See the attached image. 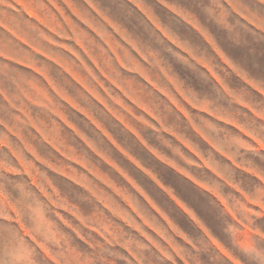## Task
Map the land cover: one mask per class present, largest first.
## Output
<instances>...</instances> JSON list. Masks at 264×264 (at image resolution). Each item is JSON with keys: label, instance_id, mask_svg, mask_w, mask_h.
I'll return each mask as SVG.
<instances>
[{"label": "clouds", "instance_id": "1", "mask_svg": "<svg viewBox=\"0 0 264 264\" xmlns=\"http://www.w3.org/2000/svg\"><path fill=\"white\" fill-rule=\"evenodd\" d=\"M25 3L43 22L0 0V264H264V0H139L159 28Z\"/></svg>", "mask_w": 264, "mask_h": 264}, {"label": "rangeland", "instance_id": "2", "mask_svg": "<svg viewBox=\"0 0 264 264\" xmlns=\"http://www.w3.org/2000/svg\"><path fill=\"white\" fill-rule=\"evenodd\" d=\"M15 2H16V4H17L20 8L23 9L24 12L27 13L28 16H30V17H35V18L37 19V21L43 22V21L41 20V18H40L39 16L36 15V13H35V11L33 10V8H32L31 6H29V4L25 3V0H15ZM65 2L68 3V0H65ZM132 2L136 3V6H137L138 8H140L142 11H145V13L149 16V19H152V20H153V23L156 24V27L159 28V24L156 23V21L151 17V15H150L149 13H147V10L143 8V6L139 3V0H132ZM160 2L163 3L164 0H160ZM166 6H167V5H166ZM69 7H71L70 4H69ZM173 10L175 11V9H173ZM72 11H73L74 14H75V9H72ZM18 14H19V13H18ZM181 14H182V13H181ZM184 18L186 19L187 22L193 24L194 27H198V26L195 24V21H194L193 19H191V18H189V17H186V16H185ZM13 19H14V18H13ZM66 22L69 23V25L71 26V22H70V21H67V20H66ZM115 30L121 35V37H122L123 39H125V40L129 43V45H130L131 47H133V48L135 49V44H134V42H132V41H130V40H127V37H126L122 32H120L119 29H115ZM165 35H167V33H165ZM73 36H74V39H75V42H76L77 46H78V47H79V48L85 53V55L88 57L89 61H91V63L97 68V70L101 72V75H105L104 72H103V70L99 68V65H98V63H97V61H96V58H95L94 56H92V54L88 51L87 48H85V46H84V44H83V42H82L80 36L76 34L75 29H73ZM169 39H172V38L169 37ZM172 42L175 43V44H177V46L183 47L182 45H179L178 41H176V40H172ZM105 43L107 44V46L109 47V49L112 51L113 55L116 56L117 61L119 62V56L117 55V53H116V49H115V47L113 46L112 42L106 39V40H105ZM185 50H186V49H185ZM137 54L141 56V59H143V60H145V62H147V57L143 56V54L140 53L138 49H137ZM153 59H155V57H153ZM157 63H159V62H157ZM121 66H122V67H126V66H124L123 64H121ZM205 66L207 67V65H205ZM65 70H66L67 72H69V74L73 77V79H75V80H76L77 82H79V83H82V81H80V78H79L75 73H72V72H71V69H70V68H68L67 66H65ZM129 70H130V71H133V72H135V73H137V74H139V75H140L142 78H144L147 82L151 83L150 77H149L148 74L145 72V70H144L143 68H141V67H140L138 64H136L135 62H133V64H132V68L129 69ZM177 70H178V72H180V73H183V72H184V69H183L182 66H177ZM209 70L211 71L210 68H209ZM161 72L165 75L166 79H168L169 83L173 86V88H175V89L179 92V91H180V86H179V84L177 83V81H176L174 78L168 76V75H167V72H166L163 68H161ZM105 78L107 79L106 76H105ZM110 83H113V84L115 85V82H114V81H110ZM115 86H116L117 88H119V85H115ZM152 86H153L154 88H156L158 91H161L162 93H164V90H163V89H160V88L158 87V85H154V84H153ZM101 87H103V85H101ZM129 87H131V84H130V83H129ZM119 90H120L121 92H123V89H119ZM165 94H166V93H165ZM124 95L127 96V93H124ZM97 99H99V98L97 97ZM128 99H129L132 103H137V101H136L135 99H133L132 97H128ZM101 102H102V101H101ZM172 102L175 103L174 100H173ZM116 103L119 104V101H116ZM137 106L140 107L142 110H145V109H144V106H143L142 104H138V103H137ZM113 115H116V114L113 113ZM117 119H120V118L117 116ZM122 122H123V121H122ZM126 126H127V125H126ZM186 147H187V145H186ZM114 191H117V194L120 195V193H119L118 190H115V189H114ZM169 195H171V193H169ZM124 199H125L126 202H128V201H127V197H124ZM177 203H179V202H177ZM129 206H131V205H130V202H129ZM133 210H135V209H133Z\"/></svg>", "mask_w": 264, "mask_h": 264}]
</instances>
